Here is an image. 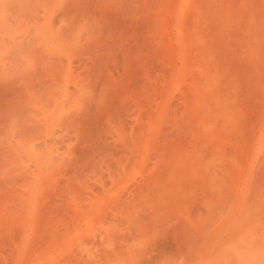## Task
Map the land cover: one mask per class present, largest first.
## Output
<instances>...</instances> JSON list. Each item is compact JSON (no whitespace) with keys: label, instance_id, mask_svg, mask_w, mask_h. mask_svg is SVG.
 Segmentation results:
<instances>
[{"label":"bare ground","instance_id":"1","mask_svg":"<svg viewBox=\"0 0 264 264\" xmlns=\"http://www.w3.org/2000/svg\"><path fill=\"white\" fill-rule=\"evenodd\" d=\"M239 1L249 10L244 40L249 45L264 43V0ZM223 3L226 9L227 2ZM186 6L182 0H0V134L13 137L37 128L42 131L52 119L59 125L55 134L66 126L80 132L70 149L83 156L87 167L112 168L111 156L118 158L113 165L118 166L114 175L119 181L86 186L90 214L116 212L110 224L122 227L138 213L132 224L141 232L136 235V249L127 251L126 246L111 252L81 253L69 259L70 264H195L208 248L210 236L217 233L207 227L222 219L224 206L232 203H249L260 219L252 222L251 213L244 219L249 225L264 227V113H256L257 127L248 138V150L254 157H239L235 148L227 153L224 141L237 128L221 120L225 112L222 95L225 85H236L232 80L222 82L223 86L215 83L211 92V86L205 88L208 94L202 92L196 100L202 106L196 112L197 122L205 128L196 129L197 139L177 160L163 157L164 162L157 161L147 172L151 159L147 136L163 125L167 113V117L174 116L180 103L186 109L194 97H180L183 103L179 101L175 112L169 109V102L163 104L167 97L164 86L185 66L184 57L188 64L194 61L184 47L192 39L191 13ZM170 10L178 11L177 19ZM169 15L173 19H166ZM167 21L183 24L176 36L177 46L170 45L167 35L161 38V27ZM166 51L182 58L180 69L176 65L164 69L159 55ZM255 55L264 56V51L250 52L241 59L247 61ZM246 64L249 76L241 83L245 89L236 85L227 97L235 96V101H245L248 108L258 111L264 109V62L260 67L258 60ZM241 72L235 69L236 74ZM236 92L243 94L242 101ZM212 121L215 124L208 140L204 129ZM47 139L46 149L48 142H54L49 136ZM171 144L166 142L164 154ZM137 168L143 179H157L148 182L147 191L139 187L132 192L120 190V179L133 175ZM233 174L238 180L229 185L227 178ZM75 197L64 196L58 208L67 210ZM257 198L262 201L254 203ZM184 212H190L193 219L180 221ZM232 221L224 220L222 225L229 227L236 222ZM69 236L55 239V244L66 242ZM24 237V232L18 236ZM8 251L0 243V264L16 258L14 250L6 257ZM42 262L53 264V259L49 256Z\"/></svg>","mask_w":264,"mask_h":264},{"label":"rangeland","instance_id":"2","mask_svg":"<svg viewBox=\"0 0 264 264\" xmlns=\"http://www.w3.org/2000/svg\"><path fill=\"white\" fill-rule=\"evenodd\" d=\"M182 1H185L191 13L189 30L192 39L184 47L189 55H194V61L191 59L188 64L187 58L184 57L185 66L182 67V58L173 51L159 55V61L165 70L173 69L175 65L176 69L182 67L176 79L164 86L166 90L164 97H167L163 102L164 105L165 102H169L171 108H168L174 112L178 108L180 110L175 114L171 112L174 116L167 117L169 113L166 118L163 116L166 119L163 120V125L147 136V151L150 153L147 155L151 158L147 172L151 171L153 165L163 157L165 161L173 158L174 161L177 160L190 146L192 140L197 139L196 129L205 128V124L199 125L197 122L196 112L202 110V106L198 105L196 100L202 92L208 94L207 87L211 86L209 88L211 92L215 83L223 86L222 82L232 80L238 85L237 88L244 90L245 86L242 84L249 76L246 63L253 65L258 60L260 67L264 62L262 55L249 57L247 61L241 59L250 52L264 51V43L256 42L249 45L244 40L247 38L244 24L249 10L239 0H225L226 9L224 0ZM204 1L207 2V6L204 5ZM177 12L169 11L176 19ZM170 15L166 16V19H173ZM167 22L161 27V38L167 35L171 38L168 40L170 45L174 43V46H177L176 36L179 27L183 24L180 23L181 25L178 26L174 22ZM179 44H182V41H179ZM195 57L198 58L197 61ZM235 69L242 72L236 74ZM236 85H225L226 92L222 95L225 112L221 120L228 127L233 125L237 128L235 133L227 136L224 144H227L225 145L227 153L230 154L228 151L231 149L234 151L235 148V153L239 157L250 158L254 152L252 154L248 150L251 144L248 138L257 127L256 113L263 114L264 109L263 106L258 111L248 108L247 103L242 101L243 94H238L239 90L236 93L242 102L235 101V96L227 97L229 90ZM185 95L194 97L189 100L186 109H182L183 106L179 107L182 105L179 101H181L180 97ZM171 101L176 104L175 108H173L174 104L170 105ZM53 120L42 131L37 128L29 134L13 137L0 134V243L9 247L6 257L12 250L16 256L9 264H44L42 259L49 256L53 259V264H70L71 260L70 263L67 261L73 257L76 259L81 253L111 252L126 246L127 251L136 249L138 244L136 235L141 232L139 228L136 231L133 219L137 218L138 213L128 218L127 226H114L110 223L117 216L116 212L111 214L109 210L103 213L97 210L91 215L90 203L85 198L86 186L96 184L98 187L111 180H118L114 175L118 166L113 165L118 158L111 156L112 168L108 166L100 170L99 166L96 169L90 165L87 167L83 156L73 154L70 149L80 132L77 133L73 128L65 125L66 128L62 132L55 134L59 125L56 126ZM214 124L215 121H212L204 129L208 140L212 138L210 134ZM220 124L219 121L216 126ZM48 136L50 139L53 138L54 142H48L46 149L43 144L48 140ZM231 140L234 142H230ZM167 141H171L172 144L164 154ZM42 155L44 156L40 158ZM172 167L173 165L170 166V170ZM101 171L104 173L103 180H101ZM152 179L157 178L149 176L143 179L137 168L133 175L128 173L126 178L120 179V190L127 189L126 191L132 192V188L139 187L147 191L150 188L148 182ZM237 180L236 174H233L226 182L231 185ZM74 194L76 197L72 204L67 210L61 211L58 207L64 196ZM260 201L262 199L257 198L254 203ZM249 205V203H232L224 206L223 211L222 208L219 210L223 212L222 219L207 227L211 233L214 230L217 233L210 236L209 242L205 241V244L209 243L208 248L198 256L195 264H264V227L255 226L254 223L249 225L244 219L249 213L254 216L252 222L260 219V213L256 210L251 211ZM179 216L178 212L177 218ZM193 217L190 212H184L180 221H191ZM224 220L236 222L225 227L222 225ZM22 232L25 233L24 240L18 238ZM69 234L66 242L55 244V239ZM200 235L201 233L197 234L198 237ZM55 247L56 252L53 251ZM46 253H49V256H45Z\"/></svg>","mask_w":264,"mask_h":264}]
</instances>
